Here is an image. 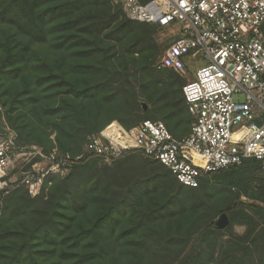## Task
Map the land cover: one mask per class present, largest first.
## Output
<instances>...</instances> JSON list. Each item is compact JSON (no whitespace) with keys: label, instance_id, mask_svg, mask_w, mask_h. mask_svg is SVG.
<instances>
[{"label":"trees","instance_id":"trees-1","mask_svg":"<svg viewBox=\"0 0 264 264\" xmlns=\"http://www.w3.org/2000/svg\"><path fill=\"white\" fill-rule=\"evenodd\" d=\"M157 29L114 0H0V104L17 142L78 155L113 120L162 121L186 136V80L156 67ZM50 181L35 197L23 188L6 196L0 264H264V168L255 158L194 187L135 150L110 165L84 159ZM222 212L229 223L218 229Z\"/></svg>","mask_w":264,"mask_h":264},{"label":"built area","instance_id":"built-area-1","mask_svg":"<svg viewBox=\"0 0 264 264\" xmlns=\"http://www.w3.org/2000/svg\"><path fill=\"white\" fill-rule=\"evenodd\" d=\"M119 1L130 20L170 29L172 41L157 60L158 69L181 76L188 67L195 70L182 86L189 133L177 138L162 121L124 128L113 120L87 135L78 155L44 152L17 142L0 104V217L12 191L40 195L51 177L67 175L91 157L110 163L139 151L191 187L202 175L246 158L260 160L264 168V0Z\"/></svg>","mask_w":264,"mask_h":264},{"label":"rangeland","instance_id":"rangeland-1","mask_svg":"<svg viewBox=\"0 0 264 264\" xmlns=\"http://www.w3.org/2000/svg\"><path fill=\"white\" fill-rule=\"evenodd\" d=\"M114 3H119L120 4V1L119 0H114ZM172 34L170 32V29L169 28H163V27H158L156 33H155V38L157 39L158 43L162 44L163 47L165 48L171 41H172ZM163 52V51H162ZM162 54V53H161ZM160 54V55H161ZM202 56V54H200V57ZM160 57V56H159ZM158 57V58H159ZM207 62V59L204 58V60L198 64L197 66L201 65V64H205ZM196 67V66H195ZM194 69L193 67H188V70H186L185 74H183V78L187 81V80H190L193 78V75H194ZM142 108L145 109V108H148V106L143 102L142 103ZM160 110L163 109V106L159 108ZM159 110V111H160ZM176 130V133L180 134L182 132H184V130L179 126ZM50 139L53 140L54 142V135H50ZM49 152H57V153H60L59 150H57L56 147H53ZM105 164H108L110 165V163H105ZM66 176V175H65ZM64 177V176H63ZM62 178V177H61ZM32 197V196H30ZM242 199H245L244 197H242ZM218 216L215 218V221L217 220ZM245 230V227L244 226H241V225H235L234 226V231L237 233V234H242Z\"/></svg>","mask_w":264,"mask_h":264},{"label":"water","instance_id":"water-1","mask_svg":"<svg viewBox=\"0 0 264 264\" xmlns=\"http://www.w3.org/2000/svg\"><path fill=\"white\" fill-rule=\"evenodd\" d=\"M228 223H229V218L225 212H222L215 221V225L218 229L225 228L228 225Z\"/></svg>","mask_w":264,"mask_h":264}]
</instances>
